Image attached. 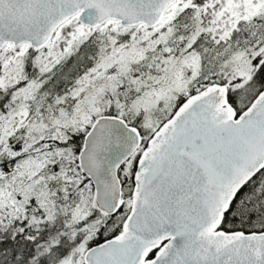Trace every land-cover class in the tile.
Instances as JSON below:
<instances>
[{"label":"snow or ice","instance_id":"obj_1","mask_svg":"<svg viewBox=\"0 0 264 264\" xmlns=\"http://www.w3.org/2000/svg\"><path fill=\"white\" fill-rule=\"evenodd\" d=\"M0 264H264V0H0Z\"/></svg>","mask_w":264,"mask_h":264}]
</instances>
